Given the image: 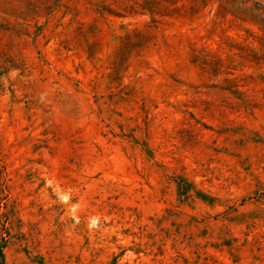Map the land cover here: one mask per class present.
Instances as JSON below:
<instances>
[{"label": "rangeland", "instance_id": "374dc122", "mask_svg": "<svg viewBox=\"0 0 264 264\" xmlns=\"http://www.w3.org/2000/svg\"><path fill=\"white\" fill-rule=\"evenodd\" d=\"M0 264H264V0H0Z\"/></svg>", "mask_w": 264, "mask_h": 264}]
</instances>
